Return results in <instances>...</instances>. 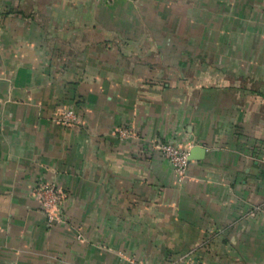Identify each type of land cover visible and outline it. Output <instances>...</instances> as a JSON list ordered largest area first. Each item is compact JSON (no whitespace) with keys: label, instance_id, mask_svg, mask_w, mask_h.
Instances as JSON below:
<instances>
[{"label":"crops","instance_id":"obj_1","mask_svg":"<svg viewBox=\"0 0 264 264\" xmlns=\"http://www.w3.org/2000/svg\"><path fill=\"white\" fill-rule=\"evenodd\" d=\"M261 142L264 0H0V264H264Z\"/></svg>","mask_w":264,"mask_h":264},{"label":"built area","instance_id":"obj_2","mask_svg":"<svg viewBox=\"0 0 264 264\" xmlns=\"http://www.w3.org/2000/svg\"><path fill=\"white\" fill-rule=\"evenodd\" d=\"M100 3L105 4L111 0H98ZM57 121L65 126H74L78 122L77 115L68 109L60 110L57 115ZM120 136L126 137V131H120ZM156 151L160 156L167 161L170 165L172 172L181 182L186 176L190 162L188 161V149L173 143L157 142L154 144ZM32 193L40 202L43 213L48 218V222L52 223L59 220V207L63 203L64 195L61 190L53 183H40L32 189Z\"/></svg>","mask_w":264,"mask_h":264},{"label":"water","instance_id":"obj_3","mask_svg":"<svg viewBox=\"0 0 264 264\" xmlns=\"http://www.w3.org/2000/svg\"><path fill=\"white\" fill-rule=\"evenodd\" d=\"M206 150L205 148L201 147L200 145H195L189 149L188 153V161H196L201 160L205 157Z\"/></svg>","mask_w":264,"mask_h":264},{"label":"rangeland","instance_id":"obj_4","mask_svg":"<svg viewBox=\"0 0 264 264\" xmlns=\"http://www.w3.org/2000/svg\"><path fill=\"white\" fill-rule=\"evenodd\" d=\"M174 144V143H173ZM176 145V144H175ZM258 148H262V150H263V152H264V142H261L258 146H257ZM183 149V148H182ZM252 154H254V156H255V154H257L256 153V151H254Z\"/></svg>","mask_w":264,"mask_h":264}]
</instances>
